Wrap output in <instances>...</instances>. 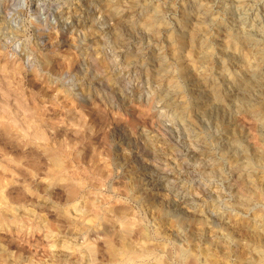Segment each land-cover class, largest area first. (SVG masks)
<instances>
[{"label": "rangeland", "instance_id": "rangeland-1", "mask_svg": "<svg viewBox=\"0 0 264 264\" xmlns=\"http://www.w3.org/2000/svg\"><path fill=\"white\" fill-rule=\"evenodd\" d=\"M195 1L0 0V180L14 205L6 214L18 218L0 220V253L11 264H104L102 233H119L127 217L140 226L126 238L145 230L167 264H264V229L252 225L264 219V123L249 108L264 110V87L248 92L249 104L213 96V84L242 80L259 58L228 28H252L264 53V0H240L241 10L202 0L212 9L205 23L189 15ZM124 3L126 15L159 8L158 33L143 15L125 21L107 9ZM154 51L167 65L160 77ZM49 152L62 158L60 175ZM250 154L253 166L240 168ZM160 173L175 189L155 182Z\"/></svg>", "mask_w": 264, "mask_h": 264}, {"label": "bare ground", "instance_id": "bare-ground-1", "mask_svg": "<svg viewBox=\"0 0 264 264\" xmlns=\"http://www.w3.org/2000/svg\"><path fill=\"white\" fill-rule=\"evenodd\" d=\"M106 1H108V0H106ZM231 2H233L232 6H234V8H236L238 10H241L245 6L244 5L245 3L241 2L240 0L239 1L238 0H233ZM194 4H195V7L193 8L192 13H190L189 15L193 14L192 17H193L195 23H205V22H209L210 20H212V16H211V13H210L212 11V9L210 10L209 6L206 5L207 4L206 1L198 0V1H195ZM167 5H168V7L175 6L174 3L172 2V0H167ZM136 7H138V6H136ZM107 9L110 11V14H116V17L118 19L125 20V21L131 20L132 18H135L138 15H143V18H142V21H141L142 27L145 28L146 30L152 31V33L154 32L153 34L158 33L157 28H159L158 26L160 25V23H159V25H157V21L159 20L160 16H159V12H158L159 8L157 9V7L147 6V5L145 6L144 5V7H141V10L145 11V13H143V12H141V10H139L141 13L133 12V13H130V14H127V15H126V11H127L126 3L123 4V6L120 8V10L118 9V7H113L112 4H111V7H107ZM121 10H122V13H121ZM240 12L242 13V11H240ZM241 13H239V15ZM239 17H241V16H239ZM237 19H240V18L237 17ZM118 22H120V21L118 20ZM236 23H237V25H235L232 29L228 28L229 31H227V34L229 35V37L231 36L230 37L231 39H234V40L239 39L241 41H244V43L249 47L250 51H252V52L256 53L257 55H259V58L257 59V61L253 60L247 66L246 72L244 73V75H243L244 77L242 78V80H240V79L239 80H233V81L230 80V82L229 81L228 82L224 81V83L227 86L226 87L222 86V88H218L217 85L213 84V88L215 89L214 93H213V96L215 97L216 102L217 101L220 102V101H222V100H224L226 98L227 99H231V98L236 96L241 102L249 104L248 92L250 90L254 89V88L255 89H259V88L264 87V53L262 52V48H260L256 44L257 40H256V38L254 37V35H253L252 31H251L252 28H247L246 26L241 25L240 21H239V23L238 22H236ZM59 28H60V30L65 29L64 24L60 25ZM57 33L60 34V31H58ZM173 38L176 41L175 43H177V46L181 47V45L183 43L180 40V38L177 37V36H174ZM62 39H64V38H62ZM203 39L197 38L195 32H191L189 34V40L194 41L193 44L197 45L198 48L204 47L205 42H204ZM153 48H154V46H153ZM153 48H151V49H153ZM201 52H203V50H201ZM134 53L135 54H139L140 50L138 49ZM0 55H1V53H0ZM124 57L127 58V60H128V59H130L131 54H129V52H128L127 54H125ZM150 57H153L154 62H156V64H157L158 70H157L156 73L157 74L159 73L157 75V77L158 76L160 77V75H161L160 73L162 72L160 70L164 71V69H166V67H167L165 58L160 53V51L155 52L153 54L151 53ZM202 57L203 58H209V54L207 52H203L202 53ZM9 63H13V62H9ZM10 70H12V69H10ZM14 72H15V69H14ZM12 73H13V71H12ZM9 75H13V74L9 73ZM6 76H7V74H6ZM185 76L188 79V76L186 74H185ZM10 77L8 76V78H10ZM13 77L14 76H12V78ZM8 81L10 82L9 79H8ZM170 83H171V81H170ZM228 83H230L231 85H228ZM3 100H4V98H3ZM249 108L254 111L256 116L258 115L257 118L259 120V123H261V124L264 123V110H259L258 108H253V107L252 108L249 107ZM164 109H170V108H164ZM171 109L175 110V114L177 115V118L182 116L181 112H179L176 108H171ZM36 111H37V109H36ZM180 111H181V109H180ZM2 112H4V111H2ZM204 112H205V109H204ZM34 114H35V112H34ZM30 115L31 114H29L28 117H30ZM7 116H11V115H7ZM35 116H37V115H35ZM8 128H9V126H8ZM11 130H12V128H11ZM221 138L223 139V143H225V144L229 143L228 142L229 141L228 136L225 135L224 132L222 133ZM49 153H51V154H49V156H50V160H51L50 162L52 163L51 164L52 165V169H54V172H55L56 175H57L58 171L61 174L62 171H63V169H62V171H60L61 168H62V162H63V161L61 162L62 158L60 159L58 154H56L54 152L53 153L49 152ZM255 159L256 158H254L253 155H251V154L247 155L246 161L244 163H241L239 165V167L243 168L244 170L245 169L247 170V169H249V168H251L253 166V164H254L253 160H255ZM48 160H49V158H48ZM230 163L237 165L236 162H234V163L232 162V159L230 160ZM63 165H64V163H63ZM59 172H58V174H59ZM70 176H72V175H70ZM60 177L63 178L64 176L63 177L60 176ZM68 177H69V175L67 176V178ZM2 178L3 177H1L0 179H2ZM71 178H68V180L71 179ZM155 180H156L155 182H157V183L158 182L159 183H163V184L164 183L165 184L169 183L168 185L170 186L171 189H173V188L175 189L176 184H177V182H175V180L173 179L172 175L168 174V173H160V175H158V177ZM68 182H70V180ZM68 182H67V184H69ZM74 182L75 181H73V183ZM2 183H1V180H0V220L3 221L4 217H6L7 215H10V220L12 221V222L11 221L10 222L11 223H17L18 222V218H17L16 215H14L13 213L6 214V211H9L10 209L14 208V205H11L12 204L11 201L7 200V198H6L7 196L5 195V192L3 191L4 190L3 189V185H1ZM73 183H71V185ZM78 184H80V183L77 182V185ZM240 184H243V183H240ZM73 185H75V184H73ZM244 186H245V184H244ZM77 187H79V185ZM77 187H74L70 191L68 190L70 192V194H71V197L72 196L74 197L77 194L76 193L78 191ZM242 187H243L242 185H239V189H240L239 191H241L240 194H242L243 202L245 204L253 202V197L251 196V194L248 193L250 191L247 192ZM181 192L183 193V191H181ZM181 195L183 196V194H181ZM87 201L91 202V200L90 201L87 200ZM84 206H87V205H84ZM80 212H81V209H80ZM82 213H84V212H82ZM5 221H7V219H5ZM121 223H122V225H121L122 228L119 227V228H121L119 233H118V231L116 232L113 228L105 229L103 231V233H102L103 238H104V244L106 246L105 250L107 251V257H106V261L104 260V262H105L104 264H167V262L165 261L166 258H164V256L162 255L163 252H165L164 249L155 248L154 245H152L153 243L151 244V242H149V240H148L149 237H147V234H146L145 230H141L140 229L141 233H139L140 234L139 237H138L139 240L132 242V241L128 240L130 237H128V239H127L126 236L129 235L130 232H132L131 230L134 227L136 228V226H135L136 223L135 222L133 223L131 220L128 219V217H127V219H125V218L122 219ZM136 225H139V224H136ZM252 225L254 226V228L256 230H262V228L264 229V219L261 222H258L256 220L253 221ZM141 235H142V237H141ZM138 238H136V239H138ZM60 247L63 250V252H67V253L68 252H72V250H74L73 249L74 247H72L70 245L69 241L67 242L65 239H62L60 241ZM83 249H85L88 252V254L93 255L94 245L91 242H87L85 244V246H83ZM0 251H1V249H0ZM0 254H1L0 255V260L1 261H2V259L5 260V261L3 260L4 264H11L12 263L13 260L9 259L10 258L9 255L8 256L6 254L4 255V253H0ZM173 255H174V257L177 256L178 252L177 251H173L172 256ZM2 257H4V258H2ZM196 260H197L196 258H195V260L192 258L190 260L189 264H196L197 263Z\"/></svg>", "mask_w": 264, "mask_h": 264}]
</instances>
